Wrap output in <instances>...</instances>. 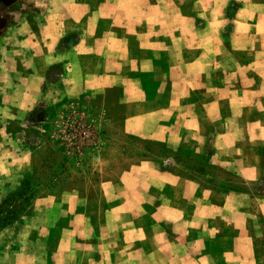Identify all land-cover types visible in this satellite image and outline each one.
Wrapping results in <instances>:
<instances>
[{
	"label": "crops",
	"instance_id": "crops-1",
	"mask_svg": "<svg viewBox=\"0 0 264 264\" xmlns=\"http://www.w3.org/2000/svg\"><path fill=\"white\" fill-rule=\"evenodd\" d=\"M13 5L0 122L85 98L119 130L16 264H264V0Z\"/></svg>",
	"mask_w": 264,
	"mask_h": 264
},
{
	"label": "rangeland",
	"instance_id": "rangeland-1",
	"mask_svg": "<svg viewBox=\"0 0 264 264\" xmlns=\"http://www.w3.org/2000/svg\"><path fill=\"white\" fill-rule=\"evenodd\" d=\"M13 1L0 0V48L7 45V27L12 24L9 15L18 10ZM57 74L59 70L54 71ZM112 117L93 99L60 101L53 97L31 111L10 112L0 122V206L8 203L1 211L7 216L4 211L18 207L11 223L0 230V264H16L24 246L32 241L38 245L44 239L40 223L53 220L55 209L38 205L39 200L56 195L61 186L94 179L110 140L119 135L118 127L111 125ZM117 146L121 147L113 145ZM155 150L167 152L165 146ZM22 152L28 157L18 161ZM59 229L52 228L48 244L56 243Z\"/></svg>",
	"mask_w": 264,
	"mask_h": 264
},
{
	"label": "trees",
	"instance_id": "trees-1",
	"mask_svg": "<svg viewBox=\"0 0 264 264\" xmlns=\"http://www.w3.org/2000/svg\"><path fill=\"white\" fill-rule=\"evenodd\" d=\"M7 205H8V203L6 202L2 206H0V230H1V228H3V226L5 227V225H8L11 223L13 217L15 216V214L18 211V209H17L18 207H14L9 211H4L7 213V216H4L3 211H1V209L3 207H6Z\"/></svg>",
	"mask_w": 264,
	"mask_h": 264
}]
</instances>
